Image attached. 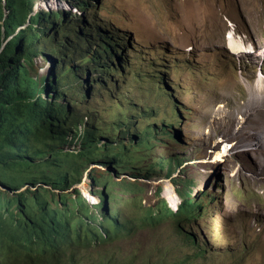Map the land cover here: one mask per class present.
Listing matches in <instances>:
<instances>
[{
    "label": "rangeland",
    "instance_id": "obj_1",
    "mask_svg": "<svg viewBox=\"0 0 264 264\" xmlns=\"http://www.w3.org/2000/svg\"><path fill=\"white\" fill-rule=\"evenodd\" d=\"M96 4L92 13L96 12L105 23L109 20L106 28H114L115 39L122 46L125 76H114L118 93H108L92 83L85 100L76 98L102 116L106 127L114 126L126 115L143 126L160 125L163 118L179 121L174 129L181 140L162 136L146 160L153 163L161 157L178 155L181 163L172 179L193 176L190 195L198 197L199 191H207L205 215L185 226L201 246L205 244L206 252L189 263L264 264V84L257 85L259 77L264 82V0H97ZM39 9L84 14L58 0L37 1L34 10ZM230 34L246 51L237 52L229 46ZM143 53L150 60H168L173 80L170 89L175 92L180 117L172 114V99L160 94L148 77L147 70L151 69L147 67L148 59V63L141 61ZM44 66L49 62L39 58L37 72H44ZM73 87L67 89L75 96ZM134 102L148 111L154 107V114L140 117L142 112ZM136 154L131 153L132 157ZM84 163L82 180L86 167L95 169L94 174L113 173V165ZM158 173L148 179L139 175L136 181L125 174L117 177L135 182L142 189L138 197L129 192L117 195L116 205L123 217H137L143 207L155 206L160 197L176 208L180 199L175 189L181 188L180 182L175 185L166 178L165 171ZM87 180L84 189L78 185L63 192L73 197L77 188L90 204L99 202L101 195L93 192L89 176ZM158 187L162 191L156 195ZM165 187L173 191L174 201ZM23 188L5 191L12 196ZM177 230L172 219L156 227H139L113 242L80 250L79 261L170 262L189 254Z\"/></svg>",
    "mask_w": 264,
    "mask_h": 264
},
{
    "label": "trees",
    "instance_id": "obj_2",
    "mask_svg": "<svg viewBox=\"0 0 264 264\" xmlns=\"http://www.w3.org/2000/svg\"><path fill=\"white\" fill-rule=\"evenodd\" d=\"M37 1L0 0V264H81L80 250L167 219L174 221L189 254L156 264H190L192 258L204 256L205 244L201 246L185 226L205 215L207 191L190 195L193 176L172 179L181 163L178 155L146 160L162 136L181 140L174 129L180 122L163 118L160 125L143 126L126 115L114 126H104L102 116L76 96L85 100L92 83L108 93L120 92L114 76L122 75L121 46L107 23L92 13L93 0H58L84 13L80 16L65 9L35 11ZM44 54H53L58 62L38 73L36 61ZM147 59L143 53L141 61L148 63ZM148 60V77L160 94L172 99V114L180 117L168 60ZM72 85L75 96L67 89ZM132 104L142 118L154 114V107L148 111ZM133 152L138 154L132 157ZM84 160L113 165V173L94 174L90 169V187L101 195L97 203L90 204L77 188L73 197L63 192L80 179ZM162 171L175 185L180 182L181 188L175 189L181 198L177 208L160 197L155 206H141L137 217H123L117 195L129 192L138 197L142 189L117 177L148 179ZM22 185L27 187L17 196L5 191ZM161 191L158 187L156 195Z\"/></svg>",
    "mask_w": 264,
    "mask_h": 264
},
{
    "label": "bare ground",
    "instance_id": "obj_3",
    "mask_svg": "<svg viewBox=\"0 0 264 264\" xmlns=\"http://www.w3.org/2000/svg\"><path fill=\"white\" fill-rule=\"evenodd\" d=\"M228 44H229V46L231 48H233L237 52H244V51H246V47L244 45H242V43L238 39H235L231 34L228 36ZM262 53L264 54V51H262ZM263 84H264L263 78L262 77H259L257 79V85L258 86H262ZM88 173H89V171L86 173L85 179H83V181H84L83 183H85L86 182V179H88ZM166 194L168 195L169 199H171L173 201L175 200V195H174V193H173V191L171 189L166 188Z\"/></svg>",
    "mask_w": 264,
    "mask_h": 264
},
{
    "label": "clouds",
    "instance_id": "obj_4",
    "mask_svg": "<svg viewBox=\"0 0 264 264\" xmlns=\"http://www.w3.org/2000/svg\"><path fill=\"white\" fill-rule=\"evenodd\" d=\"M96 1L97 0H93V5H94V3H95V5H97L96 4ZM67 5V4H66ZM70 6V5H69ZM71 7V6H70ZM72 8V7H71ZM93 8H95V6H93ZM73 9V8H72ZM76 10V9H75ZM92 11H93V9H92ZM102 19V18H101ZM106 23H109L110 24V22H109V20H106ZM108 25V24H107ZM110 30V29H109ZM111 30H112V32H113V34H114V28H112V26H111ZM117 43H119V42H117ZM119 46H121V44H119ZM119 50H121V52H122V46H121V48H119ZM262 51H264V46H263V50ZM123 53V52H122ZM46 55L47 54H44V56H41V58H43L44 60H47L46 59ZM49 55H51V56H53V57H55L53 54H49ZM56 58V57H55ZM57 59V58H56ZM57 62H58V59H57V61H56V63L54 64V66L57 64ZM44 71H49V70H51V69H49V66H47V67H45L44 66ZM122 74H123V72H122ZM119 76V75H118ZM138 103V102H137ZM139 104V103H138ZM141 105V104H140ZM153 109H155V108H153ZM84 168H82V170H83ZM90 172V168H87L86 170L84 169V172H85V174L87 173V172ZM122 175H124V174H122ZM126 175V174H125ZM88 176H89V173H88ZM127 178H132V177H130V176H128L127 175ZM134 178V177H133ZM140 177H137V178H134L135 180H133V181H136V179H139ZM84 179H85V176H84ZM86 181H88L87 179H86ZM129 181V180H128ZM84 181L82 180V177L80 176V179L76 182V184H75V186L77 187L78 185H81L82 183H83ZM132 182V181H131ZM132 183H135V182H132ZM21 187H24L22 190H20L19 192H18V194L20 193V192H22V191H24L25 190V188L27 187L26 185H22V186H20V187H18V188H15V189H19V188H21ZM79 189V188H78ZM80 190V189H79ZM78 190V191H79ZM80 192V191H79ZM17 194V195H18ZM16 195V196H17ZM15 196V195H14ZM179 197V199H180V201H181V198H180V196H178ZM86 198V197H85ZM87 199V198H86ZM88 201V200H87ZM180 203V202H179ZM172 208V207H171ZM176 208H177V206H176ZM175 208V209H176ZM174 209V210H175Z\"/></svg>",
    "mask_w": 264,
    "mask_h": 264
},
{
    "label": "water",
    "instance_id": "obj_5",
    "mask_svg": "<svg viewBox=\"0 0 264 264\" xmlns=\"http://www.w3.org/2000/svg\"><path fill=\"white\" fill-rule=\"evenodd\" d=\"M46 59L49 62V69H52L54 67V64L56 63L57 59L49 54L46 55Z\"/></svg>",
    "mask_w": 264,
    "mask_h": 264
}]
</instances>
